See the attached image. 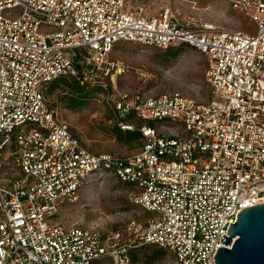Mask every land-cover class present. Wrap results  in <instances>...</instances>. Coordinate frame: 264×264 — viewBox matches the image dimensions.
<instances>
[{"label":"built area","instance_id":"2783aa9c","mask_svg":"<svg viewBox=\"0 0 264 264\" xmlns=\"http://www.w3.org/2000/svg\"><path fill=\"white\" fill-rule=\"evenodd\" d=\"M228 1L255 29H218L170 8L151 16L127 0H0V264H126L129 249L145 246L167 251V264H216L231 223L264 204V0ZM120 43L187 44L206 55L211 100L120 91L131 73L114 58ZM62 77L111 89L120 117L146 123L140 149L125 157L84 148L46 99ZM152 122L181 136H162ZM108 177L129 187L146 222L108 236L56 223L65 203Z\"/></svg>","mask_w":264,"mask_h":264},{"label":"rangeland","instance_id":"374dc122","mask_svg":"<svg viewBox=\"0 0 264 264\" xmlns=\"http://www.w3.org/2000/svg\"><path fill=\"white\" fill-rule=\"evenodd\" d=\"M135 10H143L147 15H156L170 8L180 19L195 18L203 24L218 29L247 32L255 29L242 15L234 12L228 0H174L169 6L162 0H127ZM168 50L147 47L136 43H120L114 50V58L131 69V73L119 80L118 89L145 97L164 94H181L198 103L207 104L211 100V89L207 81L209 59L206 55L189 46H178ZM74 82L73 80H69ZM87 105L70 109V92L65 84L57 83L46 92L49 108L56 112L59 120L68 123L73 134L84 148L92 154H112L129 157L140 149L144 141L126 144L116 135L115 127L121 117L115 112L116 96L111 89L86 88ZM126 122V121H124ZM135 130L146 123L132 119L127 121ZM160 135L168 138L181 136V128L170 123L154 124ZM129 187L114 177L95 180L83 188L77 202L65 203L56 223L65 227L94 228L110 233L123 230L133 220L144 223L150 214L128 200ZM119 249V248H117ZM154 248L129 249L138 254L136 263L127 258L126 264H167L165 256L161 262H153ZM126 255V253H125ZM98 264H115L106 258Z\"/></svg>","mask_w":264,"mask_h":264},{"label":"water","instance_id":"95a60500","mask_svg":"<svg viewBox=\"0 0 264 264\" xmlns=\"http://www.w3.org/2000/svg\"><path fill=\"white\" fill-rule=\"evenodd\" d=\"M227 234L216 264H264V204L244 209Z\"/></svg>","mask_w":264,"mask_h":264},{"label":"trees","instance_id":"16d2710c","mask_svg":"<svg viewBox=\"0 0 264 264\" xmlns=\"http://www.w3.org/2000/svg\"><path fill=\"white\" fill-rule=\"evenodd\" d=\"M181 45L182 46H189L187 44H181ZM181 45H179V46H181ZM189 47H191V46H189ZM172 48H174V47L167 49L169 53H171L173 51ZM69 80H72V79L67 78V77L59 78V79L55 80L54 82L50 83L47 86L46 91L48 92V88L51 91L57 83H60V82L64 83L65 88H67V90L70 92V95H71L70 96V102H69V108L70 109L81 108V107H84L87 105V102L84 99H87V97L89 95L88 92H86V88H88L89 86H94V87H96V89L97 88L98 89H105L99 85H90V84L82 85L75 80H73L74 82H70ZM132 119H136L138 121H141V120L137 119L135 117V115L131 114V115H128L124 118L121 117V121L119 122V125L115 127V132H116V135L118 136L119 140L121 142H124V143L126 142V144H130L133 142H139L140 140L144 141V135L141 131V128H143L144 126L135 130V128L133 126L129 125L128 123L126 124L127 121H130ZM124 121H126V122H124ZM141 122H143V121H141ZM154 124L155 123L152 122V123L147 124V126H149L150 128H154L155 127ZM123 127H133V130L123 129ZM142 248H154L155 249L154 255L152 258L153 262H155V263L161 262L165 256L168 257L167 251H165L163 249H159V248L154 247V246H145ZM142 248H139V249H142ZM124 257L132 258L133 263H136L139 259L138 254H135L134 252H128V254L126 253V255L124 254ZM104 260H102V261H104ZM102 261H100V262H102Z\"/></svg>","mask_w":264,"mask_h":264}]
</instances>
